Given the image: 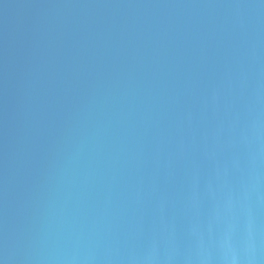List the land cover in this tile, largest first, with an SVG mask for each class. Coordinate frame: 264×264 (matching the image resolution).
<instances>
[{
  "label": "water",
  "instance_id": "obj_1",
  "mask_svg": "<svg viewBox=\"0 0 264 264\" xmlns=\"http://www.w3.org/2000/svg\"><path fill=\"white\" fill-rule=\"evenodd\" d=\"M0 264H264V0H0Z\"/></svg>",
  "mask_w": 264,
  "mask_h": 264
}]
</instances>
